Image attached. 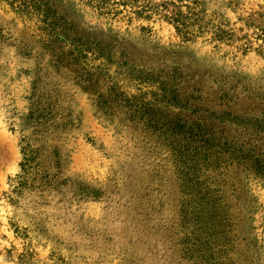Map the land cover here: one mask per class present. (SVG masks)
<instances>
[{"label":"rangeland","instance_id":"rangeland-1","mask_svg":"<svg viewBox=\"0 0 264 264\" xmlns=\"http://www.w3.org/2000/svg\"><path fill=\"white\" fill-rule=\"evenodd\" d=\"M0 264H264V0H0Z\"/></svg>","mask_w":264,"mask_h":264},{"label":"trees","instance_id":"trees-1","mask_svg":"<svg viewBox=\"0 0 264 264\" xmlns=\"http://www.w3.org/2000/svg\"><path fill=\"white\" fill-rule=\"evenodd\" d=\"M24 151V162L21 164L23 172L26 174L28 173L33 161L35 160V151L30 150V148H23ZM25 183L23 179L19 182V187L23 186ZM18 187V188H19Z\"/></svg>","mask_w":264,"mask_h":264}]
</instances>
